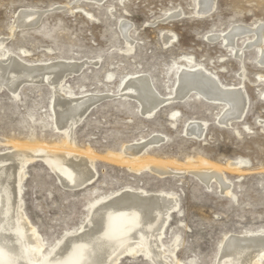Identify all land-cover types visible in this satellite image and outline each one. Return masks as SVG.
<instances>
[{"label":"rangeland","instance_id":"374dc122","mask_svg":"<svg viewBox=\"0 0 264 264\" xmlns=\"http://www.w3.org/2000/svg\"><path fill=\"white\" fill-rule=\"evenodd\" d=\"M22 9L43 15L36 27L12 32ZM175 14L179 17L168 18ZM120 21L130 25L129 51ZM260 24L264 25V0H215L205 17L197 14L196 0H105L102 4L94 0H0L2 49L28 62H86L79 74L65 81V88L75 94L82 89L113 94L97 103L72 134L79 150L90 149L97 157L92 184L69 191L59 185L45 162L34 161L25 168L23 209L48 245L64 231L77 228L99 196L127 186L177 197L178 210L170 214L161 237L170 264H212L225 235L264 229V65L258 63V50L245 46L254 40L253 33L235 39L240 60L221 38L211 39L235 26L252 29ZM164 34L173 36L166 47ZM184 57L202 65L222 84L244 87L248 108L243 121L220 125L216 119L222 107L194 95L172 101L146 118L134 101L117 95L121 78L139 72L148 76L161 96L168 97ZM50 93L45 85H23L16 99L5 89L0 91V151H12L14 143L61 141L62 135L50 121ZM173 113L175 119L170 117ZM188 121L206 123L202 139L185 134ZM154 134L164 136V142L148 148L146 155L164 160L172 171H185L189 159L221 167L244 159L240 172L222 169L231 194L222 193L215 181L206 187L187 172L160 178L147 171L136 174L106 160L105 154ZM172 250L174 256L169 254ZM142 257H122L118 264H149Z\"/></svg>","mask_w":264,"mask_h":264},{"label":"bare ground","instance_id":"6f19581e","mask_svg":"<svg viewBox=\"0 0 264 264\" xmlns=\"http://www.w3.org/2000/svg\"><path fill=\"white\" fill-rule=\"evenodd\" d=\"M94 1L102 4L105 0ZM214 1L196 0L199 17L211 13ZM41 15L43 12L22 9L10 30L16 32V29L31 28L38 24ZM177 17L179 14L168 18ZM129 29L128 23L119 22V30L127 41L128 51L132 48L127 39ZM248 33H253L254 40L245 46H254L258 50V63L263 66V24L252 29L235 26L226 34L213 35L211 39L221 38L225 47L240 60L242 53L236 49L235 39ZM172 39V35H162L163 45H170ZM4 44L0 42V49ZM84 65L86 67V62L62 60L28 62L15 58L7 50L2 49L0 52V91L5 89L16 99L23 85L48 87L51 91L48 105L51 125L54 131L62 135L61 141L53 144L13 142L12 151H0V264H118L122 257L139 254L152 264H170L166 261L161 237L170 214L179 207L178 199L172 193L147 192L127 186L109 196H99L87 209L81 224L64 231L61 238L51 245L39 235L24 212L21 183L29 163L38 160L45 162L59 185L69 191L81 190L92 184L97 177L94 165L97 157L90 149L79 150L72 134L97 103L113 97V94L86 93L83 89L75 94L66 89L65 81L79 74ZM117 95L134 101L139 114L146 118H151L159 108L172 101H184L194 95L210 104L220 105L221 112L216 120L227 127L243 121L248 108V98L241 84H222L215 75L188 57H184L183 63L177 67L175 84L168 97L161 96L148 76L139 72L121 78ZM170 117L175 119L176 114ZM205 127L203 121H188L184 124V132L200 140L204 136ZM164 139L162 135H150L146 140L123 145L119 151L105 154V158L136 174L147 171L162 178L187 172L206 187L215 181L222 193L228 196L231 194L222 169L240 172L245 164L244 159L232 160L225 167L205 160L194 164L197 161L189 159L185 171H172L164 160L146 155L148 148L158 146ZM176 240L172 243L173 247L176 246ZM173 253V250L169 252ZM263 261L264 229H261L225 235L212 264H264Z\"/></svg>","mask_w":264,"mask_h":264},{"label":"water","instance_id":"95a60500","mask_svg":"<svg viewBox=\"0 0 264 264\" xmlns=\"http://www.w3.org/2000/svg\"><path fill=\"white\" fill-rule=\"evenodd\" d=\"M142 259L145 260L147 263L151 264L147 259H145V258H143V257H142Z\"/></svg>","mask_w":264,"mask_h":264}]
</instances>
